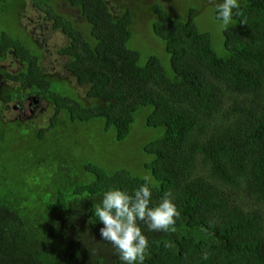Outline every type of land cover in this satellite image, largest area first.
Segmentation results:
<instances>
[{"label": "trees", "instance_id": "obj_1", "mask_svg": "<svg viewBox=\"0 0 264 264\" xmlns=\"http://www.w3.org/2000/svg\"><path fill=\"white\" fill-rule=\"evenodd\" d=\"M207 1L216 42L199 10L159 0H63L84 28L57 0H0V264H122L94 205L145 176L152 205L171 191L180 217L175 232L140 223L144 264H264V0H240L227 27ZM29 7L68 38V77L42 68L39 36L22 23ZM136 17L168 66L128 48ZM27 100L53 109L45 126L7 116ZM137 117V156L109 148L129 144Z\"/></svg>", "mask_w": 264, "mask_h": 264}, {"label": "rangeland", "instance_id": "obj_2", "mask_svg": "<svg viewBox=\"0 0 264 264\" xmlns=\"http://www.w3.org/2000/svg\"><path fill=\"white\" fill-rule=\"evenodd\" d=\"M122 0H111V6L113 8L121 7ZM132 1V0H130ZM141 3L142 0H137ZM164 6L171 8L176 13L180 12V9L184 7V11L187 8H196L200 12L199 19H202L207 28H211L209 31L212 33L213 38L216 42L219 36L218 25L215 21L212 20V12L214 7L207 0H159ZM136 2V1H135ZM147 2L152 5L154 0H147ZM57 11L58 13L72 17L75 19V23H79V26L84 28V22H82L78 18V14L75 10L69 9L63 0H57ZM137 3V2H136ZM147 3V4H148ZM43 15L41 12L37 13L33 11L30 7L25 14L22 23L24 27H27L31 32H34L37 36H39L40 43L42 45L43 52V60L41 62V66L45 72L59 74L62 77H68V73H66L65 65L67 62V57L60 56L58 50L64 47L68 38L59 33H52L49 26L44 25L43 23ZM41 16V17H40ZM210 17V19H209ZM136 28L135 32H133L132 44L128 43L129 49H135L140 54V62L145 63L146 58L148 56H155L162 61L164 66L169 65V57L165 53V46L162 41L155 38V36L151 33V29L149 24L145 18L136 17ZM210 24V26H209ZM216 51H221V46L218 48L215 47ZM63 57V58H62ZM165 58V59H163ZM75 86V84L73 85ZM85 88H77V91L80 95H83L85 92ZM36 102V101H35ZM34 100H27L25 104L16 103L12 105V110L7 113L9 118L23 115L30 116L33 124H39L40 126H45L48 122V119L53 113V109L51 107L48 108L44 103L36 104ZM97 130V129H96ZM98 128L97 134H99V138L103 143H110L111 140L108 138L107 134H102ZM133 133L134 136L130 140L129 144L123 147L115 146L114 144H110L109 148H128V153L130 156H137L136 148H141V143L139 139L147 136V132L143 129V119L142 117H137L136 122L133 125ZM127 149V150H128Z\"/></svg>", "mask_w": 264, "mask_h": 264}, {"label": "clouds", "instance_id": "obj_3", "mask_svg": "<svg viewBox=\"0 0 264 264\" xmlns=\"http://www.w3.org/2000/svg\"><path fill=\"white\" fill-rule=\"evenodd\" d=\"M239 9L240 0H216L215 18L227 27L234 10L238 14ZM144 181L131 194L119 187L110 188L103 193L100 203L94 205V216L103 224L100 237L116 249L122 264H144L149 241L141 222L149 231L168 233L176 231L180 217L171 191L152 205L151 177L145 176Z\"/></svg>", "mask_w": 264, "mask_h": 264}, {"label": "flooded vegetation", "instance_id": "obj_4", "mask_svg": "<svg viewBox=\"0 0 264 264\" xmlns=\"http://www.w3.org/2000/svg\"><path fill=\"white\" fill-rule=\"evenodd\" d=\"M63 58V57H62Z\"/></svg>", "mask_w": 264, "mask_h": 264}]
</instances>
